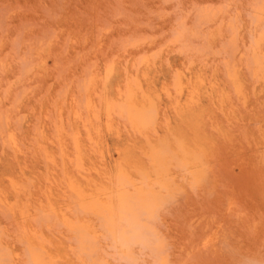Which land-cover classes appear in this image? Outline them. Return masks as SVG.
I'll return each mask as SVG.
<instances>
[{"label": "rangeland", "instance_id": "obj_1", "mask_svg": "<svg viewBox=\"0 0 264 264\" xmlns=\"http://www.w3.org/2000/svg\"><path fill=\"white\" fill-rule=\"evenodd\" d=\"M94 260L264 264V0H0V264Z\"/></svg>", "mask_w": 264, "mask_h": 264}, {"label": "bare ground", "instance_id": "obj_2", "mask_svg": "<svg viewBox=\"0 0 264 264\" xmlns=\"http://www.w3.org/2000/svg\"><path fill=\"white\" fill-rule=\"evenodd\" d=\"M150 66V65H149ZM154 71V70H153ZM180 72V71H179ZM179 72H178V77H179ZM155 73V72H154ZM180 74H182V72L180 73ZM183 75V74H182ZM106 76V75H105ZM142 76V75H141ZM185 76V75H184ZM189 77H192V76H188V80H189ZM141 78V77H140ZM152 78V77H151ZM181 78V77H180ZM187 78V77H186ZM182 79V78H181ZM192 79V78H191ZM179 80V79H178ZM194 80V79H193ZM193 80H191L190 81V83L191 82H193ZM176 81V80H175ZM180 82V81H179ZM182 82V81H181ZM167 83V82H166ZM184 82H182V84H183ZM197 83H198V81H197ZM200 83V82H199ZM179 84V83H178ZM184 84H186V83H184ZM183 84V85H184ZM192 84V83H191ZM156 85V84H155ZM176 85V84H175ZM187 85V84H186ZM190 85V84H189ZM180 86V88L182 87L181 85H179ZM179 86L177 87L178 89H179ZM190 86H192L193 88H192V90L194 89V86L193 85H190ZM189 86V87H190ZM154 87V86H153ZM153 87H152V89H153ZM165 87H170V86H165ZM141 88H144V87H141ZM212 88V87H211ZM139 89V88H138ZM187 90H189L188 89V87L186 88ZM142 90V89H141ZM153 90H155V89H153ZM162 90H164V88L162 89ZM181 90H182V88H181ZM156 91V90H155ZM168 91V92H167ZM166 92H165V94H167V93H169L170 94V91L169 90H167ZM179 91V90H178ZM148 93H149V91H147ZM151 92V91H150ZM179 92H182V91H179ZM188 92V91H187ZM187 92H185V93H187ZM189 92H190V90H189ZM152 93V92H151ZM151 93H150V95H151ZM161 94V92H159L158 91V94ZM193 92H191V93H188V94H186V95H189V94H192ZM145 94H147L146 93V91H145ZM144 93H143V95H145ZM157 94V93H156ZM158 94H157V96H158ZM159 94V95H160ZM136 95V94H135ZM149 95V94H148ZM148 95H146V96H148ZM153 93H152V97H153ZM171 95V94H170ZM184 95V94H183ZM193 95H194V93H193ZM192 95V96H193ZM133 96H134V94H133ZM157 96H155L156 98H157ZM167 96H169L168 94H167ZM172 96V95H171ZM179 96H180V94H179ZM149 97V96H148ZM188 97V96H187ZM189 97H190V95H189ZM197 97V96H196ZM196 97L194 98V96L192 97V98H194V99H192V100H194V101H192L191 103H193V102H197V100H196ZM159 98V97H158ZM157 98V99H158ZM169 98H170V96H169ZM176 98H178L177 100H179V97H176ZM175 98V99H176ZM174 99V100H175ZM182 99H183V97H182ZM184 99L186 100L187 98L186 97H184ZM184 99H183V101H184ZM189 99V98H188ZM174 100H172V102L174 101ZM181 101V100H180ZM180 101H178V103L180 102ZM190 101L191 100H188L187 102H189L190 103ZM174 103V102H173ZM93 104V103H92ZM175 104V103H174ZM181 104L182 103H180V106H181ZM184 104V103H183ZM194 104H197V103H194ZM179 105V104H178ZM191 105V104H190ZM189 105V106H190ZM175 106V105H174ZM184 106V105H183ZM185 106H188V103H187V105H186V103H185ZM192 106V105H191ZM112 107V106H111ZM199 107H200V105H199ZM111 111V110H110ZM106 112V111H105ZM108 112V111H107ZM106 112V113H107ZM142 113V112H141ZM143 114V113H142ZM146 113L144 112V114L143 115H141V114H135L134 113V115H137L139 118L138 119H141L140 121L141 122H143L144 121V123H147L148 121L147 120H149V119H147V120H145V119H143V117L142 116H144ZM140 115V116H139ZM110 116V115H109ZM133 116V115H132ZM146 116V115H145ZM78 119V118H77ZM80 120V119H79ZM107 123V122H106ZM153 123V122H152ZM139 128V127H138ZM110 130V129H109ZM112 130V129H111ZM78 133V132H77ZM81 136V135H80ZM82 137V136H81ZM94 144V143H93ZM102 147V146H101ZM84 148V147H83ZM102 163V162H101ZM104 167V166H103ZM102 167V168H103ZM101 168V167H100ZM107 170V169H106ZM92 171V170H91ZM87 172V171H86ZM94 172V171H93ZM90 175V174H89ZM149 197V196H148ZM134 198V197H133ZM153 198V197H152ZM146 199V198H145ZM153 200H154V198H153ZM124 201H126V199L124 200ZM158 203V202H157ZM139 204H140V202H139ZM141 204H142V202H141ZM130 205H131V203H130ZM130 205L128 204V202L127 203H123L122 204V207H121V205H120V212L118 213L119 215H117V217H119L118 218V220L115 222V220L117 219H113L112 221H108L107 223H105V226L107 225V230L111 233V234H114V233H116L115 235H114V237L117 235V239H118V241H120L121 243H123L125 246V248L126 249H128V251H132L131 249L133 248V245L134 244H136V243H139V244H143V246H147L146 248H148V247H150V249H151V251L153 252H155V253H153L154 255L155 254H157V256H159V258H160V256L162 255L161 253V251H162V249L161 248H159V246H158V244L156 243L157 241H155L156 240V235H155V237H154V233L155 232H152V230L154 229V228H151L150 227V225H148V224H142V223H146V220H145V222H143V221H141L140 219H138L139 217L137 216V210H134L135 208H131L130 207ZM137 205H138V201H137ZM143 205H144V203H143ZM134 206H136V205H133V207ZM141 206V205H140ZM146 212H147V214L149 213V214H151L152 215V212H151V210L149 209L150 208V205L148 206V205H144V207L143 206H141ZM149 207V208H148ZM65 208V207H64ZM141 208V209H142ZM103 211V210H102ZM105 212L107 211V213H108V215L111 213V212H108V210H104ZM140 212V211H139ZM151 212V213H150ZM154 212V211H153ZM107 213H106V216H108L107 215ZM154 214V213H153ZM145 215V214H144ZM105 216V217H106ZM110 216V215H109ZM116 216V215H115ZM146 216V215H145ZM144 216V217H145ZM149 216V215H148ZM143 217V216H142ZM108 218V217H107ZM106 218V219H107ZM110 218V217H109ZM108 218V220H110ZM150 218H151V216H150ZM143 219V218H142ZM147 219V218H146ZM141 221V223H140V221ZM104 223V222H103ZM111 224V225H110ZM150 224V223H149ZM116 225H118V226H116ZM120 226V227H119ZM152 226V225H151ZM104 227V226H103ZM83 228H81V230H80V232L81 231H83L82 230ZM152 229V230H151ZM84 232L86 233V234H84V233H81V236H83L82 237V239H81V241L83 240H85L86 239V235H88L87 233V231H85V228H84ZM90 235V234H89ZM113 237V238H114ZM90 238V237H89ZM89 238H87V239H89ZM92 238V237H91ZM95 239H96V237H94ZM153 238H155V239H153ZM89 240H92V239H89ZM96 241V240H95ZM117 241V240H116ZM91 242V241H90ZM83 243V248L85 249V252L87 253L88 251V249L89 250H91V251H93V249L95 250V247H96V245H95V243L96 242H91L90 244L91 245H93L94 246V248H93V246H91V247H87V245L88 244H86L87 243V241H85V242H82ZM86 244V245H85ZM122 245V244H121ZM126 246H128V247H131V249H129L128 247H126ZM153 249V250H152ZM97 250V249H96ZM95 250V251H96ZM127 251V250H126ZM89 253H90V251L88 252V255H89ZM129 253V252H128ZM127 253V254H128ZM132 253V252H131ZM32 254H33V252H32ZM122 254V253H121ZM120 254V255H121ZM134 254V253H133ZM133 254H131V257L128 259V260H130L131 258H132V255ZM36 255L37 254H35V257H36ZM95 255V254H94ZM34 257V256H33ZM34 257V258H35ZM38 257V256H37ZM124 258H126L127 259V256H123ZM36 259V258H35ZM133 259H135V257L133 258ZM133 259H131V261H133L134 262V260ZM140 259V258H139ZM161 259V258H160ZM91 260H92V258H91ZM162 260V259H161ZM37 261V260H36ZM157 261H159V259L157 260ZM91 262V261H90ZM89 262V263H90ZM93 262V264H97V263H95V260L94 261H92ZM91 264V263H90ZM100 264H102V262L100 263Z\"/></svg>", "mask_w": 264, "mask_h": 264}]
</instances>
